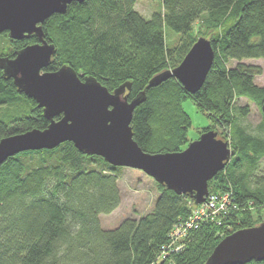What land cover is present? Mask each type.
Wrapping results in <instances>:
<instances>
[{"label":"trees","instance_id":"trees-1","mask_svg":"<svg viewBox=\"0 0 264 264\" xmlns=\"http://www.w3.org/2000/svg\"><path fill=\"white\" fill-rule=\"evenodd\" d=\"M136 1L73 2L66 13L53 14L43 24L45 39L56 46L46 70L68 65L110 91L130 83V99L146 91L131 127L147 152L188 146L192 120L182 102L189 98L213 121L203 132L225 130L219 137L229 140L235 154L209 189L229 194L230 208L221 219H205L191 229L175 255L176 264H206L225 236L264 221V180L252 175L264 160V135L240 122L250 107L236 106L245 97L262 110L264 85L255 82L262 67L244 60L264 59V0H159L162 10L149 19L135 9ZM198 22L206 32L196 34ZM167 29L179 34L176 46H169ZM201 36L211 40L215 58L200 90L189 93L174 76L148 88L155 75L177 67ZM1 39L8 44L7 49L0 45V57L8 58L39 41L36 35L13 40L8 32ZM232 60L237 63L230 67ZM49 123L43 108L0 67V140ZM124 168L71 141L8 158L0 166V264H164L158 263L162 247L175 224L191 217L189 202L195 201L156 182L152 212L106 229L100 216L120 205L118 178Z\"/></svg>","mask_w":264,"mask_h":264},{"label":"water","instance_id":"water-1","mask_svg":"<svg viewBox=\"0 0 264 264\" xmlns=\"http://www.w3.org/2000/svg\"><path fill=\"white\" fill-rule=\"evenodd\" d=\"M84 1L0 0V34L8 32L13 40L30 35L39 39L16 51L13 58L0 57V67L43 108L50 121L45 129L2 138L0 166L20 152L53 149L71 141L86 154L101 156L114 166L142 170L177 194L189 195L196 204L204 202L210 192L209 181L235 154L230 142L219 137L218 131L203 132L181 151L147 152L134 139L131 127L135 109L146 100V91L130 99L126 94L130 83L110 91L97 78L82 77L68 65L46 70L56 46L45 39L44 22L55 13H66L73 2ZM214 58L211 40L201 36L177 67L155 75L148 88L174 76L194 94L204 85ZM252 260H264V221L225 236L206 264H246Z\"/></svg>","mask_w":264,"mask_h":264},{"label":"rangeland","instance_id":"rangeland-1","mask_svg":"<svg viewBox=\"0 0 264 264\" xmlns=\"http://www.w3.org/2000/svg\"><path fill=\"white\" fill-rule=\"evenodd\" d=\"M135 9L138 10L145 18L149 19L151 18L153 13L162 10V3L159 0H137ZM194 28L196 34L204 33L207 31L206 25L203 22L196 23L194 25ZM167 42L169 46H176L179 43V34L170 29H167ZM7 44L8 43H5V41L1 39L0 45L7 49ZM0 49L2 50L1 46ZM244 62L247 64L259 65L262 67V74L256 76L255 82L259 86H263L264 59H246L244 60ZM236 63V60H232L229 63V66H235ZM182 105L185 111L190 115L192 120V125L188 130V139L190 143L191 141L197 140L204 129L211 127L213 121L205 113L199 110L196 103L191 98L184 100L182 102ZM236 106L250 107V111L246 116L239 115L240 122H242V124L247 128L248 131L257 134L262 133V135H264V117L263 112L258 107V105L255 102L244 97L237 100ZM217 130L220 133L219 135H222L221 133L225 131L221 128ZM252 175L257 176L262 181L264 180V160L259 162V165L253 171ZM118 186L121 193L120 205L111 213L102 214L100 216L101 225L106 229H113L118 227L120 223L128 217L139 219L142 216L152 212L156 203V199L159 195V190L154 178L139 169L128 167L124 168L119 175ZM189 205L191 207V210L196 209L193 206L194 203L192 204L191 201L189 202ZM224 215L226 214L217 213L213 218L210 219H221ZM262 216L264 218V210L262 211ZM183 232L184 235L182 234L181 236L184 237L183 241H185V237L187 234L185 235V230ZM188 232L190 231L188 230ZM179 234L175 235V237L180 236ZM185 245V242H181L178 244V246H176V249H178L177 251L173 252L171 250H168V257L166 259H159L158 263L164 262V264H176V252L182 251Z\"/></svg>","mask_w":264,"mask_h":264},{"label":"built area","instance_id":"built-area-1","mask_svg":"<svg viewBox=\"0 0 264 264\" xmlns=\"http://www.w3.org/2000/svg\"><path fill=\"white\" fill-rule=\"evenodd\" d=\"M230 203L231 198L229 194L222 193H209L204 202L200 204L194 203L193 206L196 209L191 210V217H189L187 221H180L172 228L170 232V241L162 247V254L159 258L165 259L166 257H168V250H171L173 252L178 250L176 249V246H178V244L183 240L184 237L181 235H184V230L185 235H188V230L190 231L191 229L198 228L201 221L213 218L217 213H228ZM177 234H179L180 236L175 237V235Z\"/></svg>","mask_w":264,"mask_h":264}]
</instances>
